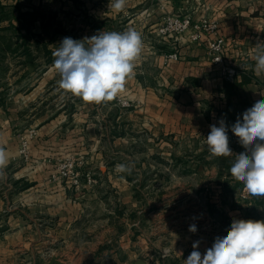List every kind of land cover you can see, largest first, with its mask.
Wrapping results in <instances>:
<instances>
[{
	"label": "crops",
	"instance_id": "obj_1",
	"mask_svg": "<svg viewBox=\"0 0 264 264\" xmlns=\"http://www.w3.org/2000/svg\"><path fill=\"white\" fill-rule=\"evenodd\" d=\"M108 5L109 0H0V146L8 154L0 178V264H51L53 256L58 264H73L76 256L87 264L89 250L105 256L122 250L129 264L140 258L146 264H184L195 241L203 255L217 236H226V222L264 220V197L243 199L242 182L230 174L234 155L211 156L208 149L185 159L168 151L187 141L208 148L210 125L219 126L220 119L229 128L232 152L244 151L230 129L264 99V74L255 75L253 58L264 45V0H182L164 7L157 0H127L120 13ZM166 14L218 20L235 80H226L211 62L206 41L213 36L195 41L190 31L159 35ZM129 28L141 33L144 47L134 76L115 100L88 104L58 88L52 53L64 37ZM173 52L178 58L167 62ZM31 128L36 134L24 161L17 133ZM153 144L159 150L152 151ZM69 157L83 162L79 184L53 178ZM125 160L130 171H118ZM87 173L96 183H87ZM185 174L188 184L182 182ZM201 175L207 177L203 199ZM105 187L115 191L114 200L102 193ZM139 187L159 195L144 200L147 208L137 218ZM191 224L196 233L189 232Z\"/></svg>",
	"mask_w": 264,
	"mask_h": 264
},
{
	"label": "clouds",
	"instance_id": "obj_2",
	"mask_svg": "<svg viewBox=\"0 0 264 264\" xmlns=\"http://www.w3.org/2000/svg\"><path fill=\"white\" fill-rule=\"evenodd\" d=\"M126 6L127 0H109L108 7L116 13ZM143 47L141 33L132 28L121 32L100 30L82 39L64 37L52 53L53 68L59 76L58 88L88 104L111 102L134 76ZM253 58L254 73L259 77L264 74V45H258ZM218 124L210 125L205 138L211 156L234 155L231 176L242 182L251 196L264 197V99L257 100L231 126L243 152H232L225 120L220 119ZM7 165L8 154L0 146V178L5 176ZM117 169L130 171L123 164ZM188 230L196 233L197 226L191 224ZM199 244V240L192 244L193 251L184 264H264V220L233 219L227 235L217 236L203 255L198 250Z\"/></svg>",
	"mask_w": 264,
	"mask_h": 264
},
{
	"label": "built area",
	"instance_id": "obj_3",
	"mask_svg": "<svg viewBox=\"0 0 264 264\" xmlns=\"http://www.w3.org/2000/svg\"><path fill=\"white\" fill-rule=\"evenodd\" d=\"M161 7H164L168 3L180 2L182 0H157ZM220 23L218 20L209 16L202 17L199 21H194L191 14L179 15V14H166L163 17L161 24L157 27V33L161 36H179L190 31V38L198 41L202 40L205 36L211 37L206 41V47L211 62L214 65L221 67V72L226 80L234 81L238 72L233 66H229L225 62V52L227 49L228 41L224 36L219 35ZM178 54L176 52L167 54L165 59L167 62L177 59ZM119 103L123 106H129L130 102L119 98ZM36 131L34 128L29 129L26 133L19 135V155L22 160L29 161L30 159V141L35 136ZM83 162L75 157H69L57 165V171L53 174L54 179H66L70 180L74 184H79V172L78 167ZM87 183H96V180L87 173ZM249 194L244 190L242 192V198L246 199ZM3 222L0 218V243L3 239Z\"/></svg>",
	"mask_w": 264,
	"mask_h": 264
},
{
	"label": "rangeland",
	"instance_id": "obj_4",
	"mask_svg": "<svg viewBox=\"0 0 264 264\" xmlns=\"http://www.w3.org/2000/svg\"><path fill=\"white\" fill-rule=\"evenodd\" d=\"M122 99L127 100L125 98H122ZM22 133L23 132H18L17 135H20ZM124 147H125L124 151L126 152L127 151V149H126L127 144H125ZM139 149L143 150L142 144L140 145ZM150 149L152 151L159 150V148L157 146H155L154 144L151 145ZM207 150H208V148L206 147L205 144H203V143L202 144H198L195 141L182 142V143H179L177 146L172 144L171 147L170 146L168 147V151L178 152L180 154H183L185 156V159H187V156H189L192 153L193 154H199V153H202V152L207 151ZM204 161H205V159H200L201 165H203V163H205ZM126 162L127 161L125 160V162H123V164L126 165L127 164ZM175 164H176L175 160L172 161V162H169L168 163L169 170L175 168ZM188 179H189L188 176H186V174H185L184 180H182V182L184 184H186V182H187V184H188ZM199 182H200L201 191H202V188H203L202 184H206L207 183L206 175L205 176L201 175V177L199 179ZM139 188L140 189L135 191L136 200H137V218L139 216H143V213L141 214V213H139V211L144 210V209L147 208L145 206L146 203L144 202V200L145 199H155V198H158L157 196L159 195V192H157L156 190H155L156 191L155 192V191H152L150 189H145L143 187H139ZM170 191H171V189L168 190V193ZM102 193L107 198H110L111 200H114L117 197V194L115 193V191H112L108 187H105ZM165 193L168 194L167 192H165ZM211 193L214 194L215 192L214 193L211 192ZM119 197H121V195H119ZM206 197H207V194H206V190L204 189L202 192H200V198L203 199V198H206ZM241 197H242V194H241ZM119 209H122V208H119ZM253 220H255V217H253ZM230 225H231V223H227L226 222V229H228L230 227ZM108 249H110V248H108ZM165 251L167 252V254L170 253V250L168 248H165ZM166 252L164 254H166ZM100 253H102V254H98V252L96 254H93L92 250H89V252H88V263L87 264H129L127 262V256L124 254V251H122V250H121L120 253H118L115 256H112L111 254L108 255V256H105V255H103L104 252H100ZM138 255H144V254H138ZM72 258H73V264H79L78 256L72 257ZM74 262H77V263H74ZM151 264H155V263L152 262Z\"/></svg>",
	"mask_w": 264,
	"mask_h": 264
},
{
	"label": "water",
	"instance_id": "obj_5",
	"mask_svg": "<svg viewBox=\"0 0 264 264\" xmlns=\"http://www.w3.org/2000/svg\"><path fill=\"white\" fill-rule=\"evenodd\" d=\"M58 263H60L59 257L53 256V258L51 260V264H58ZM146 263H147L146 260L141 259V258L135 261V264H146Z\"/></svg>",
	"mask_w": 264,
	"mask_h": 264
},
{
	"label": "trees",
	"instance_id": "obj_6",
	"mask_svg": "<svg viewBox=\"0 0 264 264\" xmlns=\"http://www.w3.org/2000/svg\"><path fill=\"white\" fill-rule=\"evenodd\" d=\"M259 220H262L261 218Z\"/></svg>",
	"mask_w": 264,
	"mask_h": 264
}]
</instances>
